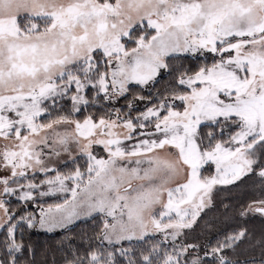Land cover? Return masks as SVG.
<instances>
[{
	"label": "snow or ice",
	"instance_id": "snow-or-ice-1",
	"mask_svg": "<svg viewBox=\"0 0 264 264\" xmlns=\"http://www.w3.org/2000/svg\"><path fill=\"white\" fill-rule=\"evenodd\" d=\"M248 174L264 217V0H0V264H37L25 229L64 231L62 264H264V233L185 232Z\"/></svg>",
	"mask_w": 264,
	"mask_h": 264
},
{
	"label": "trees",
	"instance_id": "trees-1",
	"mask_svg": "<svg viewBox=\"0 0 264 264\" xmlns=\"http://www.w3.org/2000/svg\"><path fill=\"white\" fill-rule=\"evenodd\" d=\"M200 62V58L185 59L184 64L188 66H194ZM174 65L176 62H173ZM176 75L175 67L173 72L167 76H160V79L156 82L155 88L143 89L140 91V95L146 100L157 89L162 90L165 86V82L173 81ZM138 89H133L127 93L124 97H121L118 101L120 106L127 108L129 100L138 99L135 98V93ZM155 102V101H153ZM110 106V105H109ZM89 111L97 112L103 111L102 108H90ZM73 163L65 162L61 165V170H65L67 167H73ZM260 181L258 177L253 174H248L246 177L241 178L235 185L225 186L219 189L214 194L212 204L199 216L197 222L193 224L192 229L186 230L188 242H202L204 240L215 241L216 238L226 234L233 229L239 227H245L254 238H259L264 233V217L258 214H248L246 216H240L239 211L241 205L246 206L251 199H259L261 189L259 187ZM55 197H46L42 202L45 204L53 202ZM41 201L38 199L37 203ZM33 205H28V211H33ZM92 220H79L69 226L68 232L69 240L65 242L64 247L67 248L68 244H74L80 246V236L83 232H87L92 235L94 232ZM65 232L62 230H56L55 232H38L36 229H25L24 241L25 243H32L37 253V264H44L45 259L48 264H51L53 258H55L57 264H62L63 252L60 250L58 241L60 237L64 236ZM2 238V233H0ZM19 238V237H18ZM156 239H162L159 235H148L144 241H133L135 256L138 257L139 249L141 247L150 246V242ZM179 243V241H177ZM127 247L128 242L122 243ZM171 242H169V246ZM47 253V256H45ZM135 258V257H134ZM122 259V258H120Z\"/></svg>",
	"mask_w": 264,
	"mask_h": 264
},
{
	"label": "rangeland",
	"instance_id": "rangeland-1",
	"mask_svg": "<svg viewBox=\"0 0 264 264\" xmlns=\"http://www.w3.org/2000/svg\"><path fill=\"white\" fill-rule=\"evenodd\" d=\"M162 76V75H161ZM146 89H149V88H146ZM132 102H133V105H134V107H135V109H136V111H141V110H143V108H144V106H145V104L147 103V100L146 99H133L132 100ZM117 107H120V104L119 103H117V105H116ZM134 114V113H133ZM65 162H68L67 161V159L66 158H64V162L63 163H65ZM63 163H62V165H63ZM213 170V168H212V166L211 165H206V166H204V173L205 174H208L210 171H212ZM243 178V177H242ZM223 187H225V186H216V188L213 190V194H212V202H213V199H214V194L219 190V189H221V188H223ZM212 204V203H211ZM210 204V205H211ZM210 205H208L203 211H205ZM203 211L201 212V214L203 213ZM250 214V213H249ZM259 215V214H258ZM199 218V217H198ZM197 218V219H198ZM79 220H84L83 218L82 219H79ZM79 220H76V221H74L73 222V224L74 223H77V221H79ZM197 222V221H196ZM195 222V223H196ZM38 232H41V233H43V232H48L47 230H44V229H36ZM56 230H59V229H56ZM56 230H53L52 232H55ZM186 231V230H185ZM50 233V232H49ZM149 235H158V234H149ZM161 237V236H160ZM170 242V241H169ZM122 243H124V242H122Z\"/></svg>",
	"mask_w": 264,
	"mask_h": 264
}]
</instances>
